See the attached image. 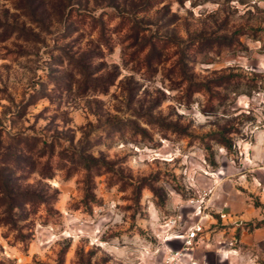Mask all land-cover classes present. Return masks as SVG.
<instances>
[{"label": "rangeland", "instance_id": "obj_1", "mask_svg": "<svg viewBox=\"0 0 264 264\" xmlns=\"http://www.w3.org/2000/svg\"><path fill=\"white\" fill-rule=\"evenodd\" d=\"M0 175V264H264V0H0Z\"/></svg>", "mask_w": 264, "mask_h": 264}, {"label": "built area", "instance_id": "obj_2", "mask_svg": "<svg viewBox=\"0 0 264 264\" xmlns=\"http://www.w3.org/2000/svg\"><path fill=\"white\" fill-rule=\"evenodd\" d=\"M175 219L173 220V223ZM203 231L201 224H194L184 234L174 235L175 238L182 239V245L180 248L172 249L168 253L165 264H178L183 261V258L190 250L194 247L196 239L199 234ZM189 264H197L196 261L192 260Z\"/></svg>", "mask_w": 264, "mask_h": 264}, {"label": "trees", "instance_id": "obj_3", "mask_svg": "<svg viewBox=\"0 0 264 264\" xmlns=\"http://www.w3.org/2000/svg\"><path fill=\"white\" fill-rule=\"evenodd\" d=\"M8 180L7 179H1V175H0V193H3L4 195H5V197L3 198L4 200L6 199H9L10 200V198H7V196H6V193H8V191H7V185H8V182H7ZM20 195V198L21 199H24V202H29V201H31L30 200V198H27L26 196H24V194H19ZM11 201H13V199L11 200ZM13 203V202H12ZM11 204V203H10Z\"/></svg>", "mask_w": 264, "mask_h": 264}]
</instances>
